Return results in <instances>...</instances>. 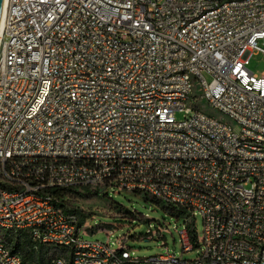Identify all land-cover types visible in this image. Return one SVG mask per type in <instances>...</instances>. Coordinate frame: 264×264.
Listing matches in <instances>:
<instances>
[{"label": "built area", "instance_id": "obj_1", "mask_svg": "<svg viewBox=\"0 0 264 264\" xmlns=\"http://www.w3.org/2000/svg\"><path fill=\"white\" fill-rule=\"evenodd\" d=\"M260 39L264 0H5L0 264H264ZM196 88L238 127L196 106ZM106 188L199 214L201 257L82 239L52 191ZM9 237L50 247L47 262Z\"/></svg>", "mask_w": 264, "mask_h": 264}, {"label": "rangeland", "instance_id": "obj_2", "mask_svg": "<svg viewBox=\"0 0 264 264\" xmlns=\"http://www.w3.org/2000/svg\"><path fill=\"white\" fill-rule=\"evenodd\" d=\"M259 45L264 49V39ZM248 68L261 77L264 73V53L253 55ZM196 88L195 103L202 111L228 122L233 128L238 125L229 117L212 107L204 97L199 96ZM183 111H176L175 118L182 120ZM97 193V194H96ZM63 198L70 208H76L89 216L82 221L86 234L80 237L86 241H104L112 248H117V240L123 244L134 257H150L160 253H171L185 261L201 257L203 245L199 239L203 235V221L199 214L188 217L185 214L171 213L166 205L151 200L149 195H136L124 189L109 188L101 192L67 191ZM179 211L178 209L173 208ZM163 228V230H160ZM187 230L193 248L183 252L180 231ZM4 232H0L3 236ZM199 242V243H197Z\"/></svg>", "mask_w": 264, "mask_h": 264}, {"label": "trees", "instance_id": "obj_3", "mask_svg": "<svg viewBox=\"0 0 264 264\" xmlns=\"http://www.w3.org/2000/svg\"><path fill=\"white\" fill-rule=\"evenodd\" d=\"M64 192H67V191H63V190H54L52 191V193L57 196V197H63V194ZM151 200L153 201V203H155V199L152 198L150 196ZM169 208H167L171 213H177V214H182L183 211L181 209H178V208H175V207H172V206H168ZM173 208L175 209H178L179 211L177 210H174ZM66 211H69V212H72V213H75L78 215L79 219H80V222L82 223V221H84L88 216L89 214L87 213H83L81 210H78L76 208H70V209H67ZM9 241H13L14 244V248L19 250L22 255H23V258L24 259H28V258H31L34 254H37V255H40L42 258H41V261L42 263H46L47 262V254L48 252L51 250L50 247H38V249H33L32 248V244L29 242V241H25V240H20L19 238H13V237H9L8 238ZM20 240V241H19ZM44 255V256H43Z\"/></svg>", "mask_w": 264, "mask_h": 264}, {"label": "bare ground", "instance_id": "obj_4", "mask_svg": "<svg viewBox=\"0 0 264 264\" xmlns=\"http://www.w3.org/2000/svg\"><path fill=\"white\" fill-rule=\"evenodd\" d=\"M4 8H5V0H0V37L2 35V29H3Z\"/></svg>", "mask_w": 264, "mask_h": 264}]
</instances>
